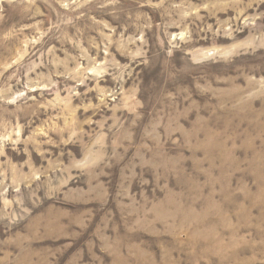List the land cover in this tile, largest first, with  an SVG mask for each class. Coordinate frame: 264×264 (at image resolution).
I'll return each instance as SVG.
<instances>
[{"label":"rangeland","instance_id":"obj_1","mask_svg":"<svg viewBox=\"0 0 264 264\" xmlns=\"http://www.w3.org/2000/svg\"><path fill=\"white\" fill-rule=\"evenodd\" d=\"M0 264H264V0H0Z\"/></svg>","mask_w":264,"mask_h":264}]
</instances>
